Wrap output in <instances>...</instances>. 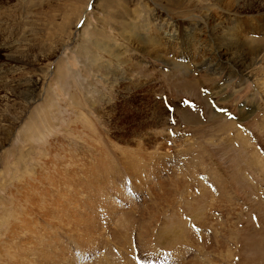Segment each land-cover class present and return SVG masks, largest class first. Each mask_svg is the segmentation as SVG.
Wrapping results in <instances>:
<instances>
[{
	"label": "rangeland",
	"instance_id": "374dc122",
	"mask_svg": "<svg viewBox=\"0 0 264 264\" xmlns=\"http://www.w3.org/2000/svg\"><path fill=\"white\" fill-rule=\"evenodd\" d=\"M202 1L0 0V264H264V0Z\"/></svg>",
	"mask_w": 264,
	"mask_h": 264
},
{
	"label": "bare ground",
	"instance_id": "6f19581e",
	"mask_svg": "<svg viewBox=\"0 0 264 264\" xmlns=\"http://www.w3.org/2000/svg\"><path fill=\"white\" fill-rule=\"evenodd\" d=\"M204 1V0H203ZM202 1V2H203ZM222 1V0H221ZM227 2H225L226 4H225V8L226 9H228L229 10V8L230 7H232L233 6V1H231V0H226ZM195 2V1H194ZM201 2V1H200ZM199 2V3H200ZM180 3V2H179ZM196 3V2H195ZM207 4V3H206ZM194 5H197V3L196 4H194ZM201 5V4H200ZM190 6H192V5H190ZM152 7V6H151ZM198 7V6H197ZM196 7V8H197ZM81 8V7H80ZM148 8V7H147ZM190 9V8H189ZM189 9H185L186 10V12L189 10ZM191 10V9H190ZM206 10H208V8H206ZM72 11V10H71ZM170 11V10H169ZM71 13V12H70ZM79 13V12H78ZM156 13V12H155ZM154 13V14H155ZM162 13V12H161ZM182 13H185L184 11L182 12ZM206 14V17L207 16H210V12L207 14V13H204V15ZM79 15V14H78ZM203 15V16H204ZM77 16V15H76ZM216 16V15H215ZM211 17V16H210ZM165 18V17H164ZM185 19V18H184ZM207 19V18H206ZM164 20H166V19H163V21ZM176 20H178V19H176ZM180 21H182V20H180ZM206 21V20H205ZM214 21V20H213ZM212 21V22H213ZM215 21H217V20H215ZM221 21V20H220ZM168 22V24H170V22L169 21H167ZM218 22V21H217ZM177 23V22H176ZM209 23H211V22H209ZM215 24V23H214ZM221 24V23H220ZM161 25H163V23L161 24ZM60 26V25H59ZM58 26V27H59ZM210 26V25H209ZM214 26H217V30L219 31V30H221V32H219L218 33V31H213L212 33H210V35H211V43H212V45H213V47L215 48V51L217 52L216 54V57L217 56H222L221 55V52H220V48L221 47H224V46H227V44L229 43V41H230V39H233L234 37H235V35L237 34V28H238V25H237V23H235L234 24V26L233 27H229V25H226L225 23L224 24H221V25H219V24H216V25H214ZM61 27V26H60ZM177 25H175V24H173L172 25V27L170 28V30H167V40H168V36L169 37H174L175 35H176V31H178L179 30V28L177 27ZM236 27V28H235ZM126 28V27H125ZM209 28V27H208ZM210 28H212V27H210ZM59 29H61V28H59ZM123 29V28H122ZM178 29V30H177ZM205 29H207V28H205ZM178 32H180V30L178 31ZM217 32V33H216ZM221 33V34H220ZM208 35V34H207ZM213 35V36H212ZM238 36V35H237ZM205 37H206V35H205ZM130 38H131V36H130ZM133 38H135V37H133ZM179 38V37H178ZM198 38V37H197ZM238 38V37H237ZM237 38H235V39H237ZM181 39V38H180ZM200 39V38H199ZM127 40H128V38H127ZM133 40V39H132ZM240 40V39H239ZM129 41V40H128ZM134 41V40H133ZM169 41V40H168ZM232 42V41H231ZM237 43H239V42H237ZM209 44V43H208ZM232 44V43H231ZM241 44V43H240ZM233 46H235V44L233 45ZM259 44L257 45V44H255V43H253V42H251V43H249L248 41H242V44H241V46L239 47V48H235L234 49V47L231 49V50H229L226 54H227V56L225 57V58H227V60H230V61H234L236 64V66L242 71L243 69H246L247 68V66H248V64L252 61V59L253 58H255L254 56H255V54L259 51L258 49H259ZM230 47V46H229ZM232 47V46H231ZM228 49V48H227ZM141 50H143V49H141ZM227 51V50H226ZM143 52V51H142ZM215 55V54H214ZM125 58V57H124ZM124 58L122 59V60H124ZM218 58V57H217ZM25 59V58H24ZM211 59V58H210ZM216 59V58H215ZM121 60V59H120ZM218 60H219V58H218ZM124 61H126V60H124ZM123 61V62H124ZM171 61V60H170ZM169 61V62H170ZM127 62V61H126ZM221 62V61H220ZM125 63V62H124ZM123 63V64H124ZM218 63V62H217ZM121 64V63H120ZM119 64V65H120ZM108 65V64H107ZM107 65H105V66H107ZM122 65V64H121ZM102 67V66H101ZM106 68V67H105ZM121 71V70H120ZM114 73H116V72H114ZM118 76V75H117ZM122 76V75H121ZM122 79V78H121ZM130 87H132V86H130ZM127 89V88H126ZM15 106V105H14ZM8 107V106H7ZM9 107H10V105H9ZM12 113V112H11ZM47 191H49V189L47 190ZM48 193V192H47ZM62 194V193H61ZM59 195V194H58ZM60 197V196H59ZM47 203V202H46ZM49 212H50V210H49ZM89 220V219H88ZM33 228V227H32ZM29 229V228H28ZM163 232V231H162ZM30 236V235H29ZM56 256V255H55ZM62 258H65V257H63V256H61ZM33 259V258H32ZM45 260V259H44ZM37 261L40 263V259L38 260L37 259ZM18 262V261H17ZM19 263V262H18ZM44 263V262H43ZM106 263V262H105ZM23 264V263H22ZM41 264V263H40ZM48 264V263H47ZM116 264V263H115Z\"/></svg>",
	"mask_w": 264,
	"mask_h": 264
},
{
	"label": "crops",
	"instance_id": "0c3cea01",
	"mask_svg": "<svg viewBox=\"0 0 264 264\" xmlns=\"http://www.w3.org/2000/svg\"><path fill=\"white\" fill-rule=\"evenodd\" d=\"M252 158H254V159H255V158H256V155L252 154ZM252 158H251V159H252ZM251 159H250V161H251ZM209 173L211 174V172H209ZM213 175H214V174H213ZM205 176H206V178H208V177H209L207 173L205 174ZM214 176H216V175H214ZM216 177H217V176H216Z\"/></svg>",
	"mask_w": 264,
	"mask_h": 264
}]
</instances>
